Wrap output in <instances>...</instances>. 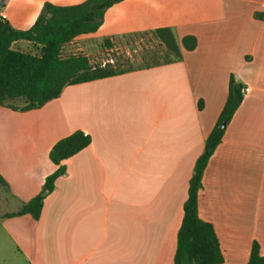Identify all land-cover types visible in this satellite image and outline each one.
Wrapping results in <instances>:
<instances>
[{
	"label": "crops",
	"instance_id": "1",
	"mask_svg": "<svg viewBox=\"0 0 264 264\" xmlns=\"http://www.w3.org/2000/svg\"><path fill=\"white\" fill-rule=\"evenodd\" d=\"M85 1L0 0V15L27 31L45 4ZM257 13L264 0H125L84 36L114 42L171 28L179 45L194 36L196 49L171 64L68 86L40 109L0 107L1 216L42 193L58 170L50 160L56 143L77 131L91 137L62 163L66 173L39 220L0 218V264H175L189 181L232 77L250 92L204 172L199 217L215 230L222 264H248L254 243L264 257V21Z\"/></svg>",
	"mask_w": 264,
	"mask_h": 264
},
{
	"label": "trees",
	"instance_id": "2",
	"mask_svg": "<svg viewBox=\"0 0 264 264\" xmlns=\"http://www.w3.org/2000/svg\"><path fill=\"white\" fill-rule=\"evenodd\" d=\"M125 0H87L74 6L45 4L41 15L30 30H16L0 15V107L15 111L40 109L50 101L58 99L66 87L112 78L134 71L123 69L119 63L108 61L93 65L83 55L64 56V47L78 37L95 34L102 27L106 12ZM264 21V14H255ZM151 36L158 43L152 63L139 69H150L181 61L183 50L193 51L197 47L194 36L177 42L171 28H159L150 32L135 33L128 37ZM25 41L38 50V54L23 52L15 48ZM104 46L112 49L113 42L105 40ZM243 85L234 77L229 84V95L218 123L205 143L203 154L197 159L189 181L188 198L184 204V218L178 232L175 264H222L224 258L213 226L199 217V193L203 187V175L217 147L222 143L227 125L241 106ZM14 103H20L16 106ZM91 145V137L82 131L60 140L50 152V160L58 170L46 179L43 191L21 207L17 213L4 217L30 214L39 220L46 197L55 189L56 180L66 173L62 163ZM0 187L7 184L0 176ZM248 264H264L258 243H254Z\"/></svg>",
	"mask_w": 264,
	"mask_h": 264
},
{
	"label": "rangeland",
	"instance_id": "3",
	"mask_svg": "<svg viewBox=\"0 0 264 264\" xmlns=\"http://www.w3.org/2000/svg\"><path fill=\"white\" fill-rule=\"evenodd\" d=\"M104 39L102 38H86L81 39L69 45L64 53V56L69 55H83L89 58L93 65L104 64L108 61L119 63L123 69L138 70L145 63H152L156 51H159L158 43L153 41L151 36H137L128 37L126 39L115 40L112 49L104 46ZM23 52H29L37 55L36 50L32 44H19L15 47ZM19 106L20 103H14Z\"/></svg>",
	"mask_w": 264,
	"mask_h": 264
},
{
	"label": "built area",
	"instance_id": "4",
	"mask_svg": "<svg viewBox=\"0 0 264 264\" xmlns=\"http://www.w3.org/2000/svg\"><path fill=\"white\" fill-rule=\"evenodd\" d=\"M2 17H3L4 19H6V16H5V15H2ZM242 92H243V95L245 96L247 93L250 92V89H249V88H244V89L242 90Z\"/></svg>",
	"mask_w": 264,
	"mask_h": 264
},
{
	"label": "water",
	"instance_id": "5",
	"mask_svg": "<svg viewBox=\"0 0 264 264\" xmlns=\"http://www.w3.org/2000/svg\"><path fill=\"white\" fill-rule=\"evenodd\" d=\"M226 127H227V123H224L223 128L226 129Z\"/></svg>",
	"mask_w": 264,
	"mask_h": 264
}]
</instances>
